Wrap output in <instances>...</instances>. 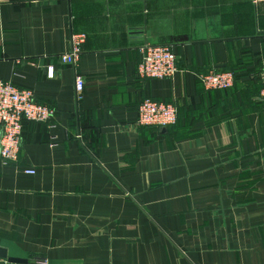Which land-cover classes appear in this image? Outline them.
Returning <instances> with one entry per match:
<instances>
[{"label": "crops", "instance_id": "obj_1", "mask_svg": "<svg viewBox=\"0 0 264 264\" xmlns=\"http://www.w3.org/2000/svg\"><path fill=\"white\" fill-rule=\"evenodd\" d=\"M145 42L171 48L173 77L137 79ZM263 69L264 0H0V80L54 109L0 159L7 257L264 264ZM225 70L228 89L199 80ZM146 97L174 104L176 123L138 126Z\"/></svg>", "mask_w": 264, "mask_h": 264}, {"label": "built area", "instance_id": "obj_2", "mask_svg": "<svg viewBox=\"0 0 264 264\" xmlns=\"http://www.w3.org/2000/svg\"><path fill=\"white\" fill-rule=\"evenodd\" d=\"M260 0H254V2ZM77 36L71 37V50L58 55L62 64L74 66L78 58ZM140 61L136 68L138 80L168 79L178 71L176 55L167 45L143 43L139 47ZM49 77L54 76V68L47 67ZM262 88L260 97L264 98V69L260 74ZM206 89L225 90L233 86L234 74L230 70L207 71L199 75ZM84 81L75 77L74 89L77 101L82 100ZM54 116V109L45 103L35 101L31 90L16 87L8 81L0 80V159L3 164L15 162L21 142L24 122L46 123ZM177 121V107L174 104L144 98L138 106L137 125L141 127L167 128ZM33 174V170H25ZM40 264H46L40 261Z\"/></svg>", "mask_w": 264, "mask_h": 264}, {"label": "water", "instance_id": "obj_3", "mask_svg": "<svg viewBox=\"0 0 264 264\" xmlns=\"http://www.w3.org/2000/svg\"><path fill=\"white\" fill-rule=\"evenodd\" d=\"M0 259H6L8 262L17 264H29L27 259L7 257L5 249L0 247Z\"/></svg>", "mask_w": 264, "mask_h": 264}]
</instances>
